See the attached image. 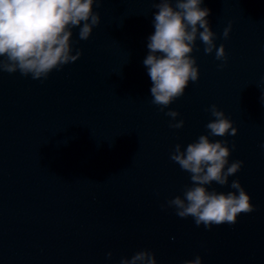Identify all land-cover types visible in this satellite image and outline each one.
<instances>
[{
	"label": "water",
	"instance_id": "water-1",
	"mask_svg": "<svg viewBox=\"0 0 264 264\" xmlns=\"http://www.w3.org/2000/svg\"><path fill=\"white\" fill-rule=\"evenodd\" d=\"M158 2L94 3L90 38L75 43L73 29L82 55L46 80L0 72V264H120L142 250L157 264H264V0H202L227 61L198 37L199 79L163 110L143 63ZM213 104L237 134L210 140L227 141L229 164L243 165L207 187L228 193L239 180L254 211L208 230L162 206L190 186L170 154L208 134Z\"/></svg>",
	"mask_w": 264,
	"mask_h": 264
},
{
	"label": "clouds",
	"instance_id": "clouds-1",
	"mask_svg": "<svg viewBox=\"0 0 264 264\" xmlns=\"http://www.w3.org/2000/svg\"><path fill=\"white\" fill-rule=\"evenodd\" d=\"M102 0H0V72L33 80H46L53 70L76 62L82 51L73 52V29L78 28V40L87 41L93 28L100 24V15L93 5ZM202 0H159L154 4V34L147 44L149 54L143 63L148 70L152 87V104L161 110L168 108L184 95L189 82L199 79V68L192 56L197 38L204 45V53L215 50V59L227 61L223 44H215L216 34L211 30L206 17L210 9L201 8ZM202 29V31H201ZM231 24L223 30L227 39ZM224 64L218 65L223 68ZM264 100V96H262ZM206 111L214 119L206 125L207 135H200L186 147L177 143L170 159L189 174L190 186H185L183 195L167 201L166 206L175 209L182 219L192 217L197 227L203 225L211 230L213 225H234L240 214L251 213L254 206L251 197L239 180H232L228 193L209 191L213 182L220 186L229 184L242 167L243 161L229 164L231 151L227 141H212L211 137L235 136L237 128L215 104ZM165 115L176 120L180 113L169 110ZM181 119L170 123L173 129L183 128ZM233 149L235 144L232 145ZM227 166V167H226ZM112 253H108L111 258ZM120 264H157L153 252L142 250L131 258L122 257ZM184 264H202V258L184 261Z\"/></svg>",
	"mask_w": 264,
	"mask_h": 264
}]
</instances>
